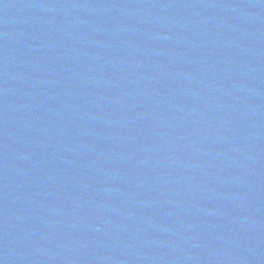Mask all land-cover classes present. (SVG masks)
Segmentation results:
<instances>
[{
  "label": "water",
  "instance_id": "water-1",
  "mask_svg": "<svg viewBox=\"0 0 264 264\" xmlns=\"http://www.w3.org/2000/svg\"><path fill=\"white\" fill-rule=\"evenodd\" d=\"M0 264H264V0H0Z\"/></svg>",
  "mask_w": 264,
  "mask_h": 264
}]
</instances>
